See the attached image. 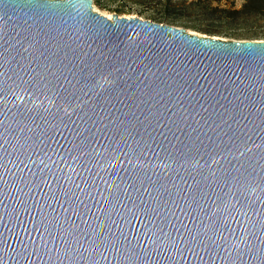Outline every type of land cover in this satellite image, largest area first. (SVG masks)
I'll use <instances>...</instances> for the list:
<instances>
[{"label":"water","instance_id":"95a60500","mask_svg":"<svg viewBox=\"0 0 264 264\" xmlns=\"http://www.w3.org/2000/svg\"><path fill=\"white\" fill-rule=\"evenodd\" d=\"M0 264H264V40L0 0Z\"/></svg>","mask_w":264,"mask_h":264},{"label":"rangeland","instance_id":"374dc122","mask_svg":"<svg viewBox=\"0 0 264 264\" xmlns=\"http://www.w3.org/2000/svg\"><path fill=\"white\" fill-rule=\"evenodd\" d=\"M111 18L137 16L223 39L264 40V0H94Z\"/></svg>","mask_w":264,"mask_h":264}]
</instances>
